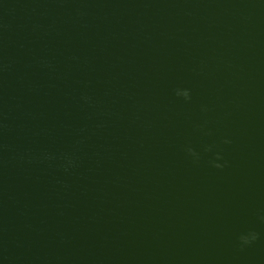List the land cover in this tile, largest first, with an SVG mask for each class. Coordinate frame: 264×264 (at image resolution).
Here are the masks:
<instances>
[{
    "label": "water",
    "instance_id": "1",
    "mask_svg": "<svg viewBox=\"0 0 264 264\" xmlns=\"http://www.w3.org/2000/svg\"><path fill=\"white\" fill-rule=\"evenodd\" d=\"M0 264H264V0H0Z\"/></svg>",
    "mask_w": 264,
    "mask_h": 264
},
{
    "label": "clouds",
    "instance_id": "2",
    "mask_svg": "<svg viewBox=\"0 0 264 264\" xmlns=\"http://www.w3.org/2000/svg\"><path fill=\"white\" fill-rule=\"evenodd\" d=\"M177 95H180V93L177 92ZM183 96H184L186 99L189 98V93H188V91L185 90V92L183 93Z\"/></svg>",
    "mask_w": 264,
    "mask_h": 264
}]
</instances>
